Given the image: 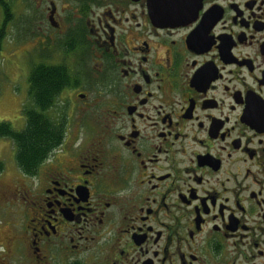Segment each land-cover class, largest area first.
<instances>
[{
  "label": "flooded vegetation",
  "instance_id": "obj_1",
  "mask_svg": "<svg viewBox=\"0 0 264 264\" xmlns=\"http://www.w3.org/2000/svg\"><path fill=\"white\" fill-rule=\"evenodd\" d=\"M0 11L66 76L61 143L0 186V264H264V0Z\"/></svg>",
  "mask_w": 264,
  "mask_h": 264
},
{
  "label": "trees",
  "instance_id": "obj_2",
  "mask_svg": "<svg viewBox=\"0 0 264 264\" xmlns=\"http://www.w3.org/2000/svg\"><path fill=\"white\" fill-rule=\"evenodd\" d=\"M6 12L0 28V48L6 27L12 22L13 15ZM29 65V64H28ZM30 72L25 77L28 86V103L22 108L26 126L18 130L6 120H0V139L12 140L15 148L17 168L26 174H32L44 162L63 139L64 122L54 121L47 113L52 102L64 89L66 76L61 68H48L29 65ZM4 162L0 160V172L4 171Z\"/></svg>",
  "mask_w": 264,
  "mask_h": 264
},
{
  "label": "rangeland",
  "instance_id": "obj_3",
  "mask_svg": "<svg viewBox=\"0 0 264 264\" xmlns=\"http://www.w3.org/2000/svg\"><path fill=\"white\" fill-rule=\"evenodd\" d=\"M3 15L0 11V28L2 26ZM16 20V16H15ZM16 27L15 23L9 25ZM8 25V26H9ZM21 37L13 28L2 38L0 48V120L9 121L14 128L23 130L26 126L22 113V105L28 103L26 93L27 79L25 77L30 72V67L20 55ZM0 160L4 162V171L0 172L1 184H14L10 179H14L17 171L15 162V148L12 140L0 139ZM19 171V170H18ZM13 175V176H12ZM13 188H11V192ZM0 197L4 199L3 196ZM10 200V198H9ZM9 200H0V214L11 209L12 203Z\"/></svg>",
  "mask_w": 264,
  "mask_h": 264
}]
</instances>
